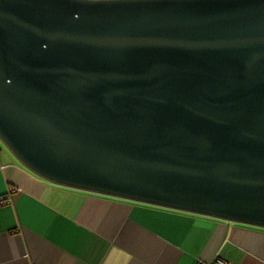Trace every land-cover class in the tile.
Segmentation results:
<instances>
[{"label":"water","instance_id":"water-1","mask_svg":"<svg viewBox=\"0 0 264 264\" xmlns=\"http://www.w3.org/2000/svg\"><path fill=\"white\" fill-rule=\"evenodd\" d=\"M0 138L57 185L264 228V0H0Z\"/></svg>","mask_w":264,"mask_h":264},{"label":"crops","instance_id":"crops-1","mask_svg":"<svg viewBox=\"0 0 264 264\" xmlns=\"http://www.w3.org/2000/svg\"><path fill=\"white\" fill-rule=\"evenodd\" d=\"M1 146L0 264H264V228L60 186Z\"/></svg>","mask_w":264,"mask_h":264},{"label":"built area","instance_id":"built-area-1","mask_svg":"<svg viewBox=\"0 0 264 264\" xmlns=\"http://www.w3.org/2000/svg\"><path fill=\"white\" fill-rule=\"evenodd\" d=\"M5 202H6V198L5 197L0 198V203L3 204ZM215 264H229V263H227L225 261H222V260H216Z\"/></svg>","mask_w":264,"mask_h":264},{"label":"rangeland","instance_id":"rangeland-1","mask_svg":"<svg viewBox=\"0 0 264 264\" xmlns=\"http://www.w3.org/2000/svg\"><path fill=\"white\" fill-rule=\"evenodd\" d=\"M0 145H2L1 147H3V149H7V151H10L9 149H8V147L5 145V143L1 140V138H0ZM11 152V151H10ZM12 153V152H11Z\"/></svg>","mask_w":264,"mask_h":264}]
</instances>
